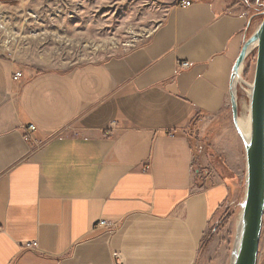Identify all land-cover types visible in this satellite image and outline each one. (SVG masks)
Wrapping results in <instances>:
<instances>
[{
    "label": "crops",
    "instance_id": "0c3cea01",
    "mask_svg": "<svg viewBox=\"0 0 264 264\" xmlns=\"http://www.w3.org/2000/svg\"><path fill=\"white\" fill-rule=\"evenodd\" d=\"M180 1L122 56L35 69L0 55V264L199 263L233 185L199 184L194 143L232 111L253 23L239 2ZM232 123L210 144L242 169Z\"/></svg>",
    "mask_w": 264,
    "mask_h": 264
},
{
    "label": "rangeland",
    "instance_id": "374dc122",
    "mask_svg": "<svg viewBox=\"0 0 264 264\" xmlns=\"http://www.w3.org/2000/svg\"><path fill=\"white\" fill-rule=\"evenodd\" d=\"M178 1L0 0V55L35 69L71 67L122 56L144 44ZM231 1L249 10L252 35L263 21L264 0ZM257 54L255 45L237 82L239 117L250 113L249 90L254 81ZM229 128H233L232 111L216 118L206 141L194 143L199 184H213L222 179L233 185L230 199L207 230L198 264L233 262L246 195L247 166L242 164V169L239 164L234 166L230 156L218 153L210 144L217 134ZM258 264H264V220Z\"/></svg>",
    "mask_w": 264,
    "mask_h": 264
},
{
    "label": "water",
    "instance_id": "95a60500",
    "mask_svg": "<svg viewBox=\"0 0 264 264\" xmlns=\"http://www.w3.org/2000/svg\"><path fill=\"white\" fill-rule=\"evenodd\" d=\"M257 45V65L251 93L250 138L244 141L247 160V188L242 208V234L232 264H258L264 220V18L258 29L245 41L237 59L231 87L233 122L239 128L237 78L251 48Z\"/></svg>",
    "mask_w": 264,
    "mask_h": 264
},
{
    "label": "built area",
    "instance_id": "2783aa9c",
    "mask_svg": "<svg viewBox=\"0 0 264 264\" xmlns=\"http://www.w3.org/2000/svg\"><path fill=\"white\" fill-rule=\"evenodd\" d=\"M180 5L184 6V7H189L192 5V0H181ZM190 66H191V63H189V62H184L181 64L182 69H186ZM23 77H24L23 70H17L14 74L13 79L15 81H20ZM35 130H36V126L30 125V127H29V129L25 135L26 141H32L33 140V133L35 132ZM96 227L97 228H106L110 232H114L116 230L117 225L115 223H111L110 221L102 219V220L98 221V223L96 224ZM26 246L32 247V246H34V243H28ZM115 259H116V264H124L123 261L121 260V258L119 257V255H115Z\"/></svg>",
    "mask_w": 264,
    "mask_h": 264
},
{
    "label": "bare ground",
    "instance_id": "6f19581e",
    "mask_svg": "<svg viewBox=\"0 0 264 264\" xmlns=\"http://www.w3.org/2000/svg\"><path fill=\"white\" fill-rule=\"evenodd\" d=\"M239 78H237L236 82H238ZM253 86V84H252ZM252 86H251V90L250 93H252ZM250 109V108H249ZM248 109V111H250ZM239 130H240V134L242 136V138L244 139V141H249L250 138V113H248L247 115H241L239 118ZM238 237H237V243H236V248H235V253L238 250L239 244H240V239H241V234H242V219L240 218L239 220V225H238Z\"/></svg>",
    "mask_w": 264,
    "mask_h": 264
}]
</instances>
